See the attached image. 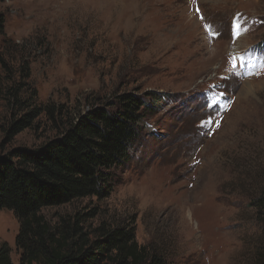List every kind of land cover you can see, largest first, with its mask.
I'll return each instance as SVG.
<instances>
[{
    "label": "rangeland",
    "instance_id": "rangeland-1",
    "mask_svg": "<svg viewBox=\"0 0 264 264\" xmlns=\"http://www.w3.org/2000/svg\"><path fill=\"white\" fill-rule=\"evenodd\" d=\"M0 14L7 38L35 56L41 102L81 113L98 98L156 94L113 193L45 209L49 222L96 209L90 225L135 222L138 244L169 264H258L264 0H3ZM5 115L0 103L1 127ZM54 136L44 122L11 142L0 129V157ZM19 233L1 210L14 264Z\"/></svg>",
    "mask_w": 264,
    "mask_h": 264
},
{
    "label": "trees",
    "instance_id": "trees-1",
    "mask_svg": "<svg viewBox=\"0 0 264 264\" xmlns=\"http://www.w3.org/2000/svg\"><path fill=\"white\" fill-rule=\"evenodd\" d=\"M5 24L0 14V103L6 110L0 129L5 141L43 122L55 132L41 146L15 148L0 157V211H12L19 221V264H169L158 250L138 244L135 222L94 227L89 223L96 209L77 211L56 224L42 215L45 209L90 198L102 201L113 193L156 94L98 98L81 113L43 103L32 81L35 56L25 44L7 38ZM252 206L262 225L257 255L258 264H264V191ZM0 264H14L7 244L0 247Z\"/></svg>",
    "mask_w": 264,
    "mask_h": 264
},
{
    "label": "snow or ice",
    "instance_id": "snow-or-ice-1",
    "mask_svg": "<svg viewBox=\"0 0 264 264\" xmlns=\"http://www.w3.org/2000/svg\"><path fill=\"white\" fill-rule=\"evenodd\" d=\"M206 28H208L209 30H211L210 29V26H206ZM234 29L236 30V35H239L240 34V26H239L238 23H235L234 24Z\"/></svg>",
    "mask_w": 264,
    "mask_h": 264
}]
</instances>
